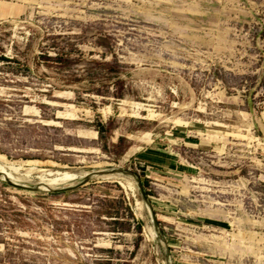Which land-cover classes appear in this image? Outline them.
Instances as JSON below:
<instances>
[{"label": "rangeland", "instance_id": "1", "mask_svg": "<svg viewBox=\"0 0 264 264\" xmlns=\"http://www.w3.org/2000/svg\"><path fill=\"white\" fill-rule=\"evenodd\" d=\"M0 153V264H264V0H0Z\"/></svg>", "mask_w": 264, "mask_h": 264}, {"label": "water", "instance_id": "2", "mask_svg": "<svg viewBox=\"0 0 264 264\" xmlns=\"http://www.w3.org/2000/svg\"><path fill=\"white\" fill-rule=\"evenodd\" d=\"M101 173H104L105 175H111V174H115V173L130 174L129 171H126V170L121 169V168H111V169H107V170H103V171L94 172L91 175H100ZM0 175H2L4 177V179L7 181V183L9 185H11V186H15V187L22 188V189H27V190H32V191H39L40 190V188H28V187H25V186H20V185L14 184L11 181H9L8 178H6V176H4L3 174L0 173ZM131 175H133V174H131ZM89 177H90V175H87L84 178V180L81 183H79L78 185H72V186H69V187H64V188L58 189V191H65V190H70V189H75L77 187H80L81 185H83L84 182H86L88 180ZM135 177L137 179H139V181H140L139 184H140V188L142 190V193L144 195V198H145L146 202L148 203L149 207L151 208L153 216H154V218L156 220L157 218H156V214H155V212L153 210L152 203L150 201V196L148 195L145 186L141 183V180H140L139 176L135 175Z\"/></svg>", "mask_w": 264, "mask_h": 264}, {"label": "bare ground", "instance_id": "3", "mask_svg": "<svg viewBox=\"0 0 264 264\" xmlns=\"http://www.w3.org/2000/svg\"><path fill=\"white\" fill-rule=\"evenodd\" d=\"M0 159L2 160V159H6V157L4 156V155H2L1 153H0ZM5 161H7V159L5 160ZM14 162V161H13ZM11 163L10 164V169H12V175H13V173H16V174H18V172L20 171V169H21V167L22 166H17V164L16 163ZM19 162V161H18ZM20 162H22V161H20ZM28 161H26V163H27ZM28 163H33V161L32 162H28ZM34 163H36V162H34ZM3 164H4V162H3ZM24 164V163H23ZM38 164V163H37ZM6 166V165H5ZM8 166V165H7ZM34 168V167H33ZM23 169V168H22ZM31 170H33V169H31ZM23 171V170H22ZM40 171V170H39ZM47 171V170H46ZM45 171V172H46ZM51 172V171H50ZM49 172V173H50ZM0 173L1 174H3L4 176H6V178H9V179H11V175H10V173H8V171L7 170H5V168H3V167H1L0 166ZM35 173V172H34ZM41 173V172H40ZM86 173V172H85ZM53 174V173H52ZM59 174V173H58ZM81 174V173H80ZM83 176V175H82ZM86 176H87V174H86ZM115 176V174H111V175H107V177L108 178H113ZM119 177V176H118ZM122 177V176H121ZM53 178H69V179H72V180H74V179H80V176L79 175H77V174H75V173H64V174H59L58 176H54ZM12 179H13V177H12ZM117 179V178H116ZM133 181V180H132ZM121 182H122V180H121ZM134 182V181H133ZM137 184V183H136ZM123 186V185H122ZM129 187V186H128ZM132 187H135V185L134 184H132ZM124 189H126V188H124ZM129 189H130V187H129ZM46 190H49V188L48 189H46ZM129 191V190H128ZM130 193V192H129ZM134 195V194H133ZM135 197V196H134ZM144 207V206H143ZM141 209H143L142 207H141ZM139 211H140V209H138ZM136 212H137V210H136ZM141 214H142V212H141ZM143 215V214H142ZM150 227V226H149ZM148 229V228H147ZM150 237V236H149ZM153 241H154V239H153Z\"/></svg>", "mask_w": 264, "mask_h": 264}, {"label": "crops", "instance_id": "4", "mask_svg": "<svg viewBox=\"0 0 264 264\" xmlns=\"http://www.w3.org/2000/svg\"><path fill=\"white\" fill-rule=\"evenodd\" d=\"M18 166V165H17ZM22 166V165H21ZM51 182H53V183H58V184H62V183H64L63 181H62V179H57V180H55V179H51Z\"/></svg>", "mask_w": 264, "mask_h": 264}]
</instances>
